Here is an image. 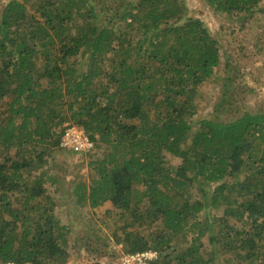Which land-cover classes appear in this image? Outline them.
Segmentation results:
<instances>
[{"label":"trees","instance_id":"1","mask_svg":"<svg viewBox=\"0 0 264 264\" xmlns=\"http://www.w3.org/2000/svg\"><path fill=\"white\" fill-rule=\"evenodd\" d=\"M203 1L232 18H251L264 3ZM221 55L186 0L6 2L0 264H80L81 256L98 264L111 241L124 256L155 252L147 264H264V88L234 80L251 73L216 77ZM220 80V105L195 121L203 85ZM73 126L94 144L88 183L71 185L74 205L118 211L107 243L94 235L86 255L70 252L51 192L53 160L69 151L61 142Z\"/></svg>","mask_w":264,"mask_h":264},{"label":"rangeland","instance_id":"2","mask_svg":"<svg viewBox=\"0 0 264 264\" xmlns=\"http://www.w3.org/2000/svg\"><path fill=\"white\" fill-rule=\"evenodd\" d=\"M9 0H0L2 8ZM190 13L193 17L201 19L215 36L221 47V63L217 68L216 77L225 78L230 69L236 73H244L250 78H237V84H252L251 81L264 88V3L263 11L251 17L232 18L217 14L203 0H186ZM229 66V67H228ZM256 68V69H255ZM221 79V80H222ZM220 80V81H221ZM222 83L210 82L203 85L200 90V111L195 121L202 118H211L212 113L217 109L222 100ZM264 101V90L262 95ZM261 98L252 100L249 104L252 111H258V103ZM72 149L57 155L53 160V173L59 183L51 189V192L58 194L60 198L58 216L61 222L70 227V252L72 254L86 255L85 244L91 238H100V244L107 243L110 237V227L113 226L117 210L110 203H106L96 210L80 209L74 205L71 185L76 178L78 181L88 183L89 154H76ZM96 153V154H95ZM94 156H99L102 152L98 150ZM59 198L57 200H59ZM213 212V211H212ZM215 215V212H213ZM207 216L206 213L203 214ZM218 216V215H217ZM101 242H103L101 244ZM108 257L96 255L98 264H112V254L118 255L115 258L116 264H126L124 258L129 256L122 253V246L117 243L108 242L106 244ZM208 247V245H207ZM77 260L74 261V263ZM80 264H89L87 256H81Z\"/></svg>","mask_w":264,"mask_h":264},{"label":"built area","instance_id":"3","mask_svg":"<svg viewBox=\"0 0 264 264\" xmlns=\"http://www.w3.org/2000/svg\"><path fill=\"white\" fill-rule=\"evenodd\" d=\"M61 146L65 149H72L76 153H87L94 149V144L87 137L85 132L78 127H70L65 131ZM157 258L155 252H146L137 255H129L124 258L126 264H147Z\"/></svg>","mask_w":264,"mask_h":264}]
</instances>
